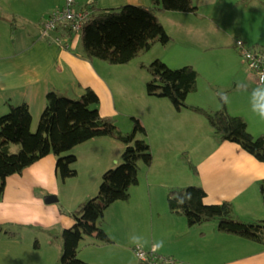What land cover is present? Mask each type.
Instances as JSON below:
<instances>
[{
  "label": "rangeland",
  "instance_id": "obj_1",
  "mask_svg": "<svg viewBox=\"0 0 264 264\" xmlns=\"http://www.w3.org/2000/svg\"><path fill=\"white\" fill-rule=\"evenodd\" d=\"M223 7L226 8V15L219 10V5L216 10L220 11L222 25L228 31L229 45L232 39L245 34H248L249 43L258 40L264 44V0H226ZM202 11L215 14L213 4H206ZM9 15L17 19L13 14ZM27 28L30 33L32 29V33L36 30L33 25H27ZM20 30V22L10 25L0 19V50L2 47L8 50L12 45L16 48L28 42L30 35L24 39ZM190 30L200 31L199 22L193 23ZM173 32L175 35L171 34L172 38L166 45L157 41L150 50H142L131 60L124 63L105 61L107 68H103L116 105H111V115L123 131L132 129V116L140 119L146 131L138 132L137 136H144L149 141L154 160L150 177L153 208L140 212L139 207L133 205L129 211L126 209L125 216L130 223V234L146 236L145 239L152 242L164 240V247L158 252L167 254L168 249L175 248L180 254H173L177 261L179 259L178 264H226L223 263L224 254L203 253L208 247L209 227L213 223L218 225V220L189 225L183 214L170 211L167 191L171 187L191 183H202L207 189L206 182L210 186L205 199L207 202L229 198L234 204L236 217L247 221L262 219L264 203L259 184L264 176V162L235 141L221 139L205 114L191 107L177 109L168 97L149 93L146 82L150 72L142 64H149L155 57L163 59L171 67L193 64L199 72L197 87L188 92L187 103L204 106L212 111L225 104L229 112L245 117L248 129L254 135L264 134V118L251 110L250 103L251 90L260 84L249 78L243 70L239 72L238 78V74L231 70L233 66L230 68L229 61L217 49L200 50V41L192 39L198 33L181 31L178 27ZM78 39L77 48L82 50L81 39ZM226 49L230 50L228 47ZM231 50L235 51L232 45ZM242 66L249 73L245 62H242ZM240 74L244 76L243 81ZM235 77L238 78V84L234 83ZM242 85H246L247 90ZM219 91L227 93V103L218 97ZM7 99L0 97V104L6 105L0 109V114L8 109ZM45 103L37 110L33 109L37 113L32 124L33 130L37 128ZM9 144L12 151L18 150L20 146L18 142L10 141ZM124 147L118 138L98 135L70 149L77 154L73 163L77 169L74 176H62L56 167L58 155L53 151L26 165L22 171L8 175L0 199V264H62V230L75 221L69 211L77 206L78 200L84 201L98 192L104 170L121 161ZM112 152H117L119 159L109 161ZM189 160L195 163L199 172L192 171ZM142 165V168L150 166ZM86 194L91 195L84 199ZM49 195L56 198L46 201L45 196ZM205 229L206 233L202 234ZM88 238L87 235L81 239V249ZM233 246L240 254V259L236 258L239 264H264V243L246 239ZM101 249H104L103 255L107 260L111 261L109 264H139L132 247V255L124 250L116 258L112 257L110 249ZM234 251L228 252L232 259L235 257Z\"/></svg>",
  "mask_w": 264,
  "mask_h": 264
},
{
  "label": "trees",
  "instance_id": "obj_2",
  "mask_svg": "<svg viewBox=\"0 0 264 264\" xmlns=\"http://www.w3.org/2000/svg\"><path fill=\"white\" fill-rule=\"evenodd\" d=\"M198 3L199 0H151L150 5L125 3L108 8L88 3L84 7L92 9V13L83 22L78 36L84 55L110 63L127 62L157 41L165 44L172 38L158 18V12L196 11ZM142 65L150 72L146 82L149 93L168 97L177 109L191 107L205 114L221 139L235 141L264 162V134L250 132L244 116L229 112L225 104L212 111L187 103L188 92L197 87L199 72L193 64L171 67L163 59L155 57L149 64ZM99 102L100 96L91 86H86L78 97L50 89L35 130L31 127L32 112L26 101H8L7 111L0 114V199L8 175L22 171L26 165L50 151L58 155L56 167L64 178H68L77 173L73 166L77 155L70 150L75 144L94 136L110 135L125 145L121 161L104 170L98 192L69 211L75 221L62 230V264H91L79 255L80 241L87 235L89 238L83 246L114 242L104 225V210L114 200L128 199L129 188L138 182L142 164L149 166L152 162L149 141L144 136H137L138 132L146 131L140 119L132 116V129L123 131L113 115L100 111ZM10 141L20 144L18 150L10 149ZM189 166L193 172H199L190 160ZM259 190L264 203V176ZM207 194L204 185L191 183L169 188L166 198L170 211L183 214L189 225L217 219L221 231L264 243V218L252 221L238 218L229 198L207 202Z\"/></svg>",
  "mask_w": 264,
  "mask_h": 264
},
{
  "label": "crops",
  "instance_id": "obj_3",
  "mask_svg": "<svg viewBox=\"0 0 264 264\" xmlns=\"http://www.w3.org/2000/svg\"><path fill=\"white\" fill-rule=\"evenodd\" d=\"M225 1L199 0V7L195 12L165 10L158 12V18L162 21L165 29L170 34L173 33V36L175 35L173 29L177 27L181 31L195 32L190 30V27L198 21L201 30L195 32L198 33V36L192 38L200 41L198 48L200 50H205V48L206 50L210 48L217 49L229 61L230 68L233 66L231 70L235 74H238V78L239 72L243 70L249 78H252L255 82H259L248 69L249 73L243 69L242 62L244 60L238 50L236 48L235 51L231 50V45L234 47V39H232L230 45L228 44V31L222 25V20L220 19V11L225 15L227 14L226 8L223 7ZM65 2L66 0H0V19L10 23V25L20 22L21 37L23 36L22 38L26 39L28 38L27 35H30L28 42H23L16 48L12 45L8 50H5L3 47L0 50V97H8L9 99L7 100L14 103L28 102L33 115L32 124L35 122L37 115L33 109L37 110V107L40 108L44 105L46 101L45 94L50 89H54L58 93L70 97H78L86 86H91L100 96L99 107L102 113L111 114V105L116 106L112 87L105 74L106 70L103 71V68H107L105 61L87 58L84 55L83 48L82 50L77 48L78 38H74L69 46H64L42 35V19L53 8L63 5ZM91 2L97 7L108 8L119 7L125 3L150 5L151 0H74V6L84 7ZM206 4H213L214 15L202 11V8ZM218 5L219 12L216 10ZM9 14H13L17 19L14 20V17H11ZM27 25L35 26L36 30L33 33V29L31 33L28 32ZM218 29L219 32L217 31ZM247 37L248 34H245L242 38L247 41ZM15 40L16 37H14L13 41ZM247 43L249 42L247 41ZM249 44L252 46L262 45L258 40H251ZM227 47L230 50L226 49ZM242 76L243 74H240V79L243 81L244 76ZM247 76L245 75V77ZM238 78H234L235 84H238ZM4 106L6 105L0 104V109H3ZM32 124L31 127L33 128ZM113 158H115V161L119 159L117 152L110 154L109 161ZM153 166L154 160L148 168H142L141 166L138 182L132 184L129 188L128 199L114 200L105 208L104 225L114 242L107 245L89 244L83 246L79 251L82 258L88 260L91 264H109L111 261L107 260V257L103 255L104 249L101 248L110 249L113 258L124 253V250L126 252L129 251V254L131 253L132 255L131 247L133 245L129 242V236L131 235L130 223L127 221V213L125 211L126 209L129 211L133 205H137L140 212L153 208L152 181L150 180L151 174H153L151 173ZM204 184L209 194L210 186L206 182ZM89 195L86 194L84 199L89 197ZM78 202L80 203V200ZM209 229L211 233L209 234L208 247L203 253L206 255L214 253L224 254L226 256H224L223 263L239 264L236 258L240 259V254H237L238 249L233 245L241 244L247 238L244 239L245 237L236 233L221 231L218 229L217 223H213ZM204 233H206V229L202 231V234ZM143 237L146 238V236ZM151 242L149 241L150 244ZM232 249H235L233 252L235 253L234 259L228 255V252ZM90 253L92 256H90ZM167 254L180 256L175 248L168 249Z\"/></svg>",
  "mask_w": 264,
  "mask_h": 264
},
{
  "label": "built area",
  "instance_id": "obj_4",
  "mask_svg": "<svg viewBox=\"0 0 264 264\" xmlns=\"http://www.w3.org/2000/svg\"><path fill=\"white\" fill-rule=\"evenodd\" d=\"M91 13L92 9L89 7H75L74 0H66L63 5L53 8L42 19V35L59 44L69 46L71 40L78 38L83 22ZM235 47L251 74L261 82V77L264 76V45L252 46L245 39L238 37L235 39ZM133 250L140 264H177L173 255L163 252L152 253L150 247H145L140 254L135 247ZM141 254L145 255L144 260L139 258Z\"/></svg>",
  "mask_w": 264,
  "mask_h": 264
},
{
  "label": "clouds",
  "instance_id": "obj_5",
  "mask_svg": "<svg viewBox=\"0 0 264 264\" xmlns=\"http://www.w3.org/2000/svg\"><path fill=\"white\" fill-rule=\"evenodd\" d=\"M241 87H243L244 90H247L246 85H242ZM217 95L224 103L228 102V95L226 92L219 91ZM250 103L251 110L259 117L264 118V76L261 77L260 86L251 90ZM188 199H190V196L188 197ZM129 242L135 247L138 254L142 253L145 247L150 246V250L152 253H156L164 247V240L161 239L158 241H153L149 245V241H147L143 236L136 233H132L129 236ZM139 258L141 260H144L145 255L141 254L139 255Z\"/></svg>",
  "mask_w": 264,
  "mask_h": 264
},
{
  "label": "water",
  "instance_id": "obj_6",
  "mask_svg": "<svg viewBox=\"0 0 264 264\" xmlns=\"http://www.w3.org/2000/svg\"><path fill=\"white\" fill-rule=\"evenodd\" d=\"M54 198H56V197H52L51 195L45 196L46 201H50V200H52Z\"/></svg>",
  "mask_w": 264,
  "mask_h": 264
}]
</instances>
